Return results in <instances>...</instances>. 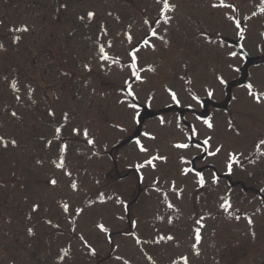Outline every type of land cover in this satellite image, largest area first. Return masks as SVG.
<instances>
[{
	"label": "rangeland",
	"instance_id": "1",
	"mask_svg": "<svg viewBox=\"0 0 264 264\" xmlns=\"http://www.w3.org/2000/svg\"><path fill=\"white\" fill-rule=\"evenodd\" d=\"M167 2L0 0V264H264V0Z\"/></svg>",
	"mask_w": 264,
	"mask_h": 264
},
{
	"label": "snow or ice",
	"instance_id": "2",
	"mask_svg": "<svg viewBox=\"0 0 264 264\" xmlns=\"http://www.w3.org/2000/svg\"><path fill=\"white\" fill-rule=\"evenodd\" d=\"M222 2H223V0H222ZM214 6H215V5H214ZM170 7H171V6L168 4L167 0H163V8H164V9H170ZM162 11H163V10H162ZM87 15H88V18L91 19V18L94 16V13L89 12ZM81 19H83V17H81ZM237 27H239V24H237ZM16 31H27V27L24 26V27H21V28H17ZM153 35H155V32H154V31H153ZM15 39H19V37H16ZM129 39H131V37H129ZM13 42H15V40H14ZM145 43H146V42H145ZM0 47H2V45H0ZM101 52H103V48H101ZM231 55H235V53H231ZM101 58H102V59H107V56L104 55V56H102ZM133 67H135V64H133ZM137 79H140V77L137 76ZM221 82H223V81H221ZM12 86L15 88V82H13V85H12ZM247 87L251 90L252 85L249 84V85H247ZM129 94L131 95L132 93L129 92ZM250 94H251V91H250ZM209 95H211V93H209ZM172 98H173L174 101H176V95H175V93H172ZM257 99H259V97H257ZM177 102H178V101H177ZM132 107H135V105H133ZM12 115H16V114H15V113H12ZM49 115H53V113L49 112ZM204 123L207 124V126H208L209 128L212 127V124H211L208 120H205ZM76 131H77V129H73V132H76ZM59 132H60V128H56V133H59ZM84 135L87 137V135H88L87 130H85ZM145 135H148V133H145ZM209 139H210V138H209ZM0 143H4V139H3L2 137H0ZM11 143H12L13 145H15L16 142H15V140H12ZM87 143L92 144L93 141H92L91 139H88ZM136 143H137V145H139V144H140V141L137 140ZM204 143L207 144V143H208V139H206V140L204 141ZM261 143L264 144V141H261ZM5 146H6V145H5ZM176 146H177V147H182V148H186V147H188L187 144H180V145H176ZM64 147H65V146H62V147H61V151H64ZM141 151H146V149H144V148L141 146ZM217 151H219V149H217ZM212 154H214V153H210V155H212ZM154 159H163V158H162V157H155ZM147 163H151V161H148ZM58 167H62V165H58ZM229 167H230V165H229ZM186 171H187V170H186ZM197 176L199 177V183H200L201 185H203V183H204V179H203L202 175H201L200 173H197ZM51 183H52L53 185H55V184H56V180L53 179V180L51 181ZM72 187L75 188V187H76V184L73 183V184H72ZM99 198H100L101 202H103V200H104V195H103V194H100V197H99ZM225 204H227V201L225 202ZM224 206H225V205H221V207H224ZM37 207H38L37 205H33V211H35ZM169 207H171V205H169ZM62 208H63V210H64L65 212H68V210H69V205H68L67 203H65V204L62 205ZM80 211H81V209H76V213H77V214H79ZM134 223H135V222H133V224H134ZM197 223H199V221H197ZM249 223H251L250 220H249ZM98 227H99L100 230L103 231V232H107V231H108V229H106L102 224H101V225H98ZM28 232H29V234H31V233H32V229H28ZM195 232H196V240H197V242H199V240H200V229L197 228V229L195 230ZM81 239H83V237H81ZM161 239H165V238H164V237H161ZM167 239H172V237H171V236H168ZM139 242H140V241L137 240V243H139ZM89 247H90V246H89ZM193 247H195V245H193ZM92 252H93V254H94V253H95V249H92ZM118 259H119V258H118ZM149 259H150V258H149ZM124 264H128V262L125 261Z\"/></svg>",
	"mask_w": 264,
	"mask_h": 264
},
{
	"label": "trees",
	"instance_id": "3",
	"mask_svg": "<svg viewBox=\"0 0 264 264\" xmlns=\"http://www.w3.org/2000/svg\"><path fill=\"white\" fill-rule=\"evenodd\" d=\"M146 115H148V113H146ZM143 118H144V115H143Z\"/></svg>",
	"mask_w": 264,
	"mask_h": 264
}]
</instances>
